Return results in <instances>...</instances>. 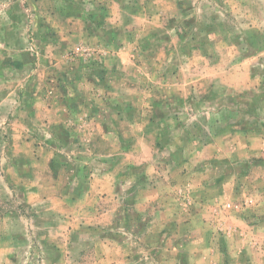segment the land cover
I'll list each match as a JSON object with an SVG mask.
<instances>
[{"label":"rangeland","instance_id":"obj_1","mask_svg":"<svg viewBox=\"0 0 264 264\" xmlns=\"http://www.w3.org/2000/svg\"><path fill=\"white\" fill-rule=\"evenodd\" d=\"M0 264H264V0H0Z\"/></svg>","mask_w":264,"mask_h":264}]
</instances>
